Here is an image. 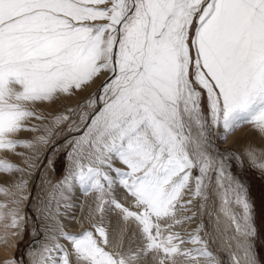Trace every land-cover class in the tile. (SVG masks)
I'll return each mask as SVG.
<instances>
[{"label":"snow or ice","instance_id":"6c2138e0","mask_svg":"<svg viewBox=\"0 0 264 264\" xmlns=\"http://www.w3.org/2000/svg\"><path fill=\"white\" fill-rule=\"evenodd\" d=\"M242 126L264 140V0H0V152L23 161L0 156L5 236L23 239L44 168L27 264H224L205 214L230 264H261L243 157L215 142Z\"/></svg>","mask_w":264,"mask_h":264},{"label":"rangeland","instance_id":"374dc122","mask_svg":"<svg viewBox=\"0 0 264 264\" xmlns=\"http://www.w3.org/2000/svg\"><path fill=\"white\" fill-rule=\"evenodd\" d=\"M103 79V77H101ZM100 81L97 80L96 84H92L87 87L83 92H79L76 96L73 97H62L52 108L56 110H61L66 107H70L75 105L78 101L82 99V97L87 96L94 89H96V85L99 84ZM51 108H47L45 106H41L38 111H51ZM248 126H242L240 129H237L233 132L227 140H220L215 138L216 148H218L223 154L229 155L230 153H239L241 157H243V163H240L235 158L230 160V170L231 174L236 177L246 188L250 200L254 204L255 214H256V226H257V235L254 238V247L257 252V256L261 261V264H264V222H262L261 217L264 215V171L258 168L256 165L251 164L252 162L248 161L243 151L232 144L233 139L240 133L249 131ZM222 131V130H221ZM31 133H21L22 138H31ZM232 140V141H231ZM18 151L27 152L26 149H18ZM0 156H4L7 159L11 160L14 163H17L23 167L22 158L12 153H3L0 152ZM44 173V168L37 169L32 176H26L29 181V189L32 193V199L25 201V213L30 217V221L26 231L24 232L23 239L20 240L18 237L7 235L5 233L10 231L4 229L0 226V264L5 259L11 258L13 255L17 257V259H23L25 264H27V255L26 253L29 250V246L31 244L30 236H31V219L35 217V197L37 192L39 191V186L42 179V174ZM19 173L17 177H19ZM55 178V177H54ZM4 196L0 195V200H4ZM219 203V200L213 196V199L209 201V211L215 212L214 208ZM77 218H80L76 215ZM199 221L193 222L185 227V230L190 232ZM204 223L207 225L208 230L213 233V237L215 238V243L212 245L213 248L220 249L221 258L224 260V264H230V256L228 255L229 249L227 244H223L221 240L220 232H215V226L217 225L215 216L209 217L207 214L204 216ZM212 225V226H211ZM217 234V235H216ZM224 234V233H223ZM18 242V247H17ZM190 246V245H189ZM12 247V250H10Z\"/></svg>","mask_w":264,"mask_h":264},{"label":"bare ground","instance_id":"6f19581e","mask_svg":"<svg viewBox=\"0 0 264 264\" xmlns=\"http://www.w3.org/2000/svg\"><path fill=\"white\" fill-rule=\"evenodd\" d=\"M232 141V140H231ZM235 146L239 147L243 153H244V150L245 148H247L248 146H252L254 148H256L257 150V154L260 155L261 153H264V140H262L257 134H255L254 132H252L251 130L249 131H245V132H240L232 141ZM1 154V153H0ZM245 154V153H244ZM246 156V155H245ZM247 158V156H246ZM248 160V158H247ZM250 161V160H248ZM251 162V161H250ZM252 164V163H251ZM259 168V167H258ZM84 201V197L82 196H79L77 198V200L74 201V203L76 204V207H75V212H76V215L79 214V216H86L88 214V210H87V207L85 206L83 211L81 210V203H83ZM218 206H219V203L216 205V208H214V211H216L218 209ZM215 216V215H214ZM78 217V216H76ZM79 219V218H78ZM216 219V217H215ZM189 224H186L184 225V230H185V227L188 226ZM212 226V225H211ZM227 227V221H226V218L221 215V218H220V223L219 225H216L215 226V232L216 233H219L221 234L220 238L221 240L223 241V244H227V235L230 234V232H226L225 229ZM73 230H79V225L78 224H73ZM224 233V234H223ZM217 235V234H216ZM189 246V245H188ZM2 248L0 247V250ZM10 250H12V247H10Z\"/></svg>","mask_w":264,"mask_h":264}]
</instances>
